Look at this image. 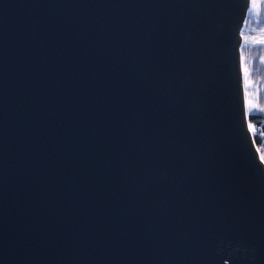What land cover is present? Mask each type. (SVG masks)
<instances>
[{
	"label": "water",
	"instance_id": "95a60500",
	"mask_svg": "<svg viewBox=\"0 0 264 264\" xmlns=\"http://www.w3.org/2000/svg\"><path fill=\"white\" fill-rule=\"evenodd\" d=\"M250 5L0 0V264H264Z\"/></svg>",
	"mask_w": 264,
	"mask_h": 264
},
{
	"label": "trees",
	"instance_id": "16d2710c",
	"mask_svg": "<svg viewBox=\"0 0 264 264\" xmlns=\"http://www.w3.org/2000/svg\"><path fill=\"white\" fill-rule=\"evenodd\" d=\"M240 38L247 124L264 161V0H251Z\"/></svg>",
	"mask_w": 264,
	"mask_h": 264
},
{
	"label": "bare ground",
	"instance_id": "6f19581e",
	"mask_svg": "<svg viewBox=\"0 0 264 264\" xmlns=\"http://www.w3.org/2000/svg\"><path fill=\"white\" fill-rule=\"evenodd\" d=\"M241 66H242V64H241ZM242 76H243V72H242ZM243 84H244V77H243ZM244 94H245V90H244ZM245 101H246V99H245Z\"/></svg>",
	"mask_w": 264,
	"mask_h": 264
},
{
	"label": "rangeland",
	"instance_id": "374dc122",
	"mask_svg": "<svg viewBox=\"0 0 264 264\" xmlns=\"http://www.w3.org/2000/svg\"><path fill=\"white\" fill-rule=\"evenodd\" d=\"M243 29V28H242ZM244 76V75H243ZM245 90V89H244Z\"/></svg>",
	"mask_w": 264,
	"mask_h": 264
}]
</instances>
